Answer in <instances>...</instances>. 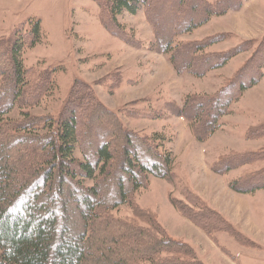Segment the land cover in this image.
Here are the masks:
<instances>
[{"label": "rangeland", "instance_id": "obj_1", "mask_svg": "<svg viewBox=\"0 0 264 264\" xmlns=\"http://www.w3.org/2000/svg\"><path fill=\"white\" fill-rule=\"evenodd\" d=\"M205 1L214 4L217 0ZM176 8L171 0L165 8L158 7L159 15H155L174 29L185 19V13L175 17ZM23 23L27 25L25 32L38 23L40 40L21 51L29 76L22 100L25 104L15 105L4 118L9 122L26 116L57 121L74 83H85L93 99L83 100V110L87 108L91 116L96 102L104 113H113L106 114L105 121L99 115L93 117L94 126L89 127L86 120V129L94 130L95 123L101 121L114 129L119 124L120 129L131 133L132 140L135 136L144 144H152L151 139H157L172 151L170 178L149 175L145 187L133 191L131 202L109 211L110 217L132 220L141 228L160 226L178 244L189 245L203 264H264V189L244 194L229 187L231 181L241 180L246 173L264 171V158L258 159L260 153L264 156V136H251L264 128V68L259 83L233 100L215 132L204 135L200 125L189 118L197 111L195 100L229 93L236 76L244 82L249 79L253 66L242 75L238 72L253 56L263 35L264 0H244L239 9L213 15L204 24L180 33L175 39L177 45L205 41L215 33L230 32L231 36L208 46L199 56H176L178 61L174 59L175 48L171 53L154 49L153 30L142 10L117 16L118 29L124 31L121 36L108 30L101 7L94 0H0V55L7 50L13 31ZM244 40L254 43L241 45ZM237 46L248 49L230 57L226 51ZM223 54L230 57L225 62L220 56ZM42 83L49 90L37 93ZM103 127L110 130L105 124ZM93 135L95 139L85 143L91 151L100 141L111 138L100 126ZM75 156L83 158L79 148ZM231 156L242 157V162H231ZM227 158L230 168L223 171L225 166H221ZM83 185L90 187L93 181L84 180ZM184 188L197 196H186ZM196 204L197 209L205 205L215 210L254 244H239L224 231L209 236L207 228L213 219H208L212 222L205 223L203 229L184 214L195 213Z\"/></svg>", "mask_w": 264, "mask_h": 264}, {"label": "trees", "instance_id": "obj_2", "mask_svg": "<svg viewBox=\"0 0 264 264\" xmlns=\"http://www.w3.org/2000/svg\"><path fill=\"white\" fill-rule=\"evenodd\" d=\"M94 1L101 7L108 30L121 36L124 31L118 29L117 16L123 12L135 15L142 10L153 30L157 44L154 49L171 53V49L175 48L174 59L178 61L176 56H199L208 46L222 42L227 35L231 36L230 32L215 33L205 41L177 45L175 39L180 33L204 24L213 15L239 9L244 0H217L214 4L205 0H174L177 4L173 10L175 17H183L185 13L183 25L174 29L156 16L159 15L156 9L165 8L171 0ZM188 3L189 8H185ZM24 26L27 25L23 23L13 31L7 50L0 55V264H203L189 245L178 244L160 226L154 230L141 228L132 220L110 217L109 211L131 202L133 191L145 187L149 175L170 178L172 151L162 143L158 144L157 139H151L154 141L152 144H144L135 136L132 140L131 133L120 129L119 124L114 129L104 123L105 115L113 113H104L99 103L94 102L91 116L89 112L88 115L87 108L83 110V100L93 99V96L85 83H74L57 121L26 116L23 120L14 121V124L4 118L15 105L23 107L25 104L22 100L29 85V76L21 60V51L34 47L40 40L38 23H34L27 32L23 31ZM253 43V40H244L241 45L251 46ZM245 49L248 48L233 47L226 52L232 57ZM220 56H223L224 62L229 57ZM171 63L178 67L172 58ZM251 66L249 79L244 82L236 76L229 93L223 91L212 98L208 96L199 102L195 100L198 104L194 109L197 111L189 118L200 125L199 130L205 132L204 135L215 132L221 125L222 117L228 114L233 100L262 79L264 32L253 56L238 73L242 75ZM50 75L47 74V81ZM40 79H44L43 76ZM48 90L46 83L37 87V93ZM78 94L85 96L79 97ZM96 115L104 117V121L95 123V129L100 126L109 132L111 138L100 141L91 151L85 143L95 139V129H86L85 121L90 127ZM104 124L110 130L104 128ZM251 136L263 137V126ZM78 148L82 159L75 156ZM258 156V159L264 158L261 153ZM229 159L234 163L242 162V157L231 156ZM227 162L230 163L228 158L221 166H225L223 171L230 168ZM241 178L231 181L229 187L244 194L264 189V171L246 173ZM84 180H92L93 185L84 186ZM184 190L186 196L195 195L187 188ZM198 205L194 208L197 209ZM214 212L204 205L195 213L184 211V214L196 225L202 224L203 229L207 227L205 223L212 222L208 219H213L215 222L208 223L207 228L211 237L224 231L239 244H247L248 247L254 244L252 239Z\"/></svg>", "mask_w": 264, "mask_h": 264}, {"label": "crops", "instance_id": "obj_3", "mask_svg": "<svg viewBox=\"0 0 264 264\" xmlns=\"http://www.w3.org/2000/svg\"><path fill=\"white\" fill-rule=\"evenodd\" d=\"M258 194H259V193H258ZM258 194H257V195H258ZM255 195H256V194H255ZM257 195H256V196H257Z\"/></svg>", "mask_w": 264, "mask_h": 264}]
</instances>
